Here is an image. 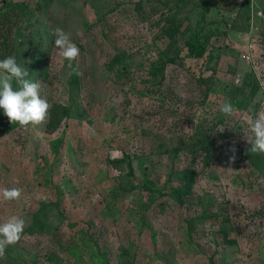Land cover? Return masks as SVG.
<instances>
[{
	"label": "rangeland",
	"instance_id": "1",
	"mask_svg": "<svg viewBox=\"0 0 264 264\" xmlns=\"http://www.w3.org/2000/svg\"><path fill=\"white\" fill-rule=\"evenodd\" d=\"M0 14L65 109L48 131L50 109L21 127L0 108V189H22L0 223L25 221L0 264H264V154L243 133L264 108V0H0ZM56 27L80 49L71 67Z\"/></svg>",
	"mask_w": 264,
	"mask_h": 264
},
{
	"label": "clouds",
	"instance_id": "2",
	"mask_svg": "<svg viewBox=\"0 0 264 264\" xmlns=\"http://www.w3.org/2000/svg\"><path fill=\"white\" fill-rule=\"evenodd\" d=\"M52 35L59 50L58 55L69 61L71 67V62L78 59L80 49L72 41L71 34L63 28H54ZM28 76V70L19 65L14 56L0 59V108L11 123H18L21 127H37L46 122L51 105L40 95L41 84L31 81ZM13 80L18 87H13ZM220 111L230 116L234 109L230 103H225ZM245 124L247 127L243 133L251 145L250 153L264 154V108L259 109L254 118L247 117ZM219 131H224V128ZM21 195L22 189L19 187L0 189V198L4 201H19ZM24 227L25 221L18 215H11L0 223V258L5 255L8 246L19 242Z\"/></svg>",
	"mask_w": 264,
	"mask_h": 264
},
{
	"label": "trees",
	"instance_id": "3",
	"mask_svg": "<svg viewBox=\"0 0 264 264\" xmlns=\"http://www.w3.org/2000/svg\"><path fill=\"white\" fill-rule=\"evenodd\" d=\"M8 21L7 14H0V59L14 56V45L12 32L6 30L5 22ZM187 54L194 57H201L206 51V42L200 33L187 42ZM255 95V90L253 92ZM65 110L60 104H53L50 108V116L47 123V130L54 131L60 125V114Z\"/></svg>",
	"mask_w": 264,
	"mask_h": 264
},
{
	"label": "built area",
	"instance_id": "4",
	"mask_svg": "<svg viewBox=\"0 0 264 264\" xmlns=\"http://www.w3.org/2000/svg\"><path fill=\"white\" fill-rule=\"evenodd\" d=\"M252 54H253V52H252ZM248 56H249V59L252 60L251 59L252 55L248 54ZM252 63L254 64V67H257V63H254V62H252ZM258 70L259 69L256 70L255 75H256L258 81L260 80V82L263 83L262 80H264V72H259ZM261 76H263V78H261Z\"/></svg>",
	"mask_w": 264,
	"mask_h": 264
}]
</instances>
